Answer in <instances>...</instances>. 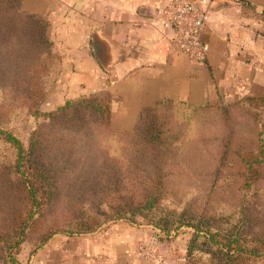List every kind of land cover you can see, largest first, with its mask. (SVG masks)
Returning a JSON list of instances; mask_svg holds the SVG:
<instances>
[{
    "label": "rangeland",
    "instance_id": "rangeland-1",
    "mask_svg": "<svg viewBox=\"0 0 264 264\" xmlns=\"http://www.w3.org/2000/svg\"><path fill=\"white\" fill-rule=\"evenodd\" d=\"M15 66L0 55V264H33L53 234L97 231L118 215L166 232L202 221L220 230L217 240L235 238L230 229L239 226L242 246L255 253L249 264H264V108H206L182 120L166 105L157 118L162 142L151 148L112 118L108 127L85 113L87 100L67 111L73 118L51 119L45 98L12 84ZM50 71L38 74L44 89ZM35 130L40 146L31 156Z\"/></svg>",
    "mask_w": 264,
    "mask_h": 264
},
{
    "label": "crops",
    "instance_id": "crops-1",
    "mask_svg": "<svg viewBox=\"0 0 264 264\" xmlns=\"http://www.w3.org/2000/svg\"><path fill=\"white\" fill-rule=\"evenodd\" d=\"M171 0H20L23 11L46 18L51 71L43 111L67 100L108 95L112 126L135 130L146 109L172 105L182 120L196 110L221 115L246 97H264V0H210L203 39L205 63L173 46L164 17ZM208 110V109H206ZM193 230L164 232L145 222L120 219L97 231L53 236L33 264H153L139 254L150 243L172 258L187 256ZM196 251L193 260L209 264Z\"/></svg>",
    "mask_w": 264,
    "mask_h": 264
},
{
    "label": "trees",
    "instance_id": "trees-1",
    "mask_svg": "<svg viewBox=\"0 0 264 264\" xmlns=\"http://www.w3.org/2000/svg\"><path fill=\"white\" fill-rule=\"evenodd\" d=\"M48 27L49 23L46 18L23 11V9H21L20 0H0V55L7 64L12 63L17 65L15 66L17 72L15 73V79L12 84L17 85V88L22 92H28L32 94V96L38 95L41 99L45 98V89L44 86H42L40 77L38 78V74L41 70L47 72L50 67L48 56H51V49ZM97 96L100 97L99 104L95 105L89 102L90 98H96ZM103 96L104 95H96L76 100L79 101L83 99V102L87 100L84 105H81L85 113L89 112L93 116H98L101 120L104 119L105 125L110 127V100L108 95H105L106 100ZM76 100H67L64 105L50 112L49 115L51 119L58 120V116H63L66 119L73 118L74 116H67V111L74 108V103L77 102ZM80 102L81 101H79V103ZM243 103L253 108H264V97H246ZM159 109L160 108L155 107L144 110L139 117L135 130L126 133H131L132 135H136V133L141 134V137L147 144L150 145L151 148H155L156 145L162 142L163 135V130L158 125L157 121ZM261 127H264L263 121ZM35 131L33 135L36 137L30 139L29 145V153L31 156H33L34 152L37 153V148L40 146V132L38 130ZM262 133L264 134V132ZM9 139L16 142V138L9 136ZM17 142L19 143L18 140ZM18 149L21 157L24 152L23 145L19 143ZM154 175H162L158 167ZM118 219H127V217L126 215H118ZM157 227L166 232L165 226L157 224ZM181 227L193 230V238L190 241L187 252L189 261H192L194 253L199 251L209 255V264H249V258L255 254L251 249L242 246L244 241L240 237L239 226L230 229L233 232L236 231L235 238H233V233H230L224 236L223 239L221 237L219 240L216 238L220 237V230H213L209 225L204 227L202 221L196 223L181 221L175 228ZM91 232L94 231L89 230L81 234ZM54 235L55 234L52 236ZM51 237H47L42 245Z\"/></svg>",
    "mask_w": 264,
    "mask_h": 264
},
{
    "label": "built area",
    "instance_id": "built-area-1",
    "mask_svg": "<svg viewBox=\"0 0 264 264\" xmlns=\"http://www.w3.org/2000/svg\"><path fill=\"white\" fill-rule=\"evenodd\" d=\"M210 0H171L165 7L164 17L173 30V46L195 63H205L208 57V44L203 32L208 24ZM139 254L153 264H177L187 261V256L172 258L161 254L150 243H141Z\"/></svg>",
    "mask_w": 264,
    "mask_h": 264
}]
</instances>
